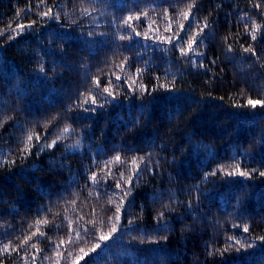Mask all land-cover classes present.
Masks as SVG:
<instances>
[{"label": "trees", "instance_id": "obj_1", "mask_svg": "<svg viewBox=\"0 0 264 264\" xmlns=\"http://www.w3.org/2000/svg\"><path fill=\"white\" fill-rule=\"evenodd\" d=\"M249 99L264 0H0V264H264Z\"/></svg>", "mask_w": 264, "mask_h": 264}, {"label": "snow or ice", "instance_id": "obj_2", "mask_svg": "<svg viewBox=\"0 0 264 264\" xmlns=\"http://www.w3.org/2000/svg\"><path fill=\"white\" fill-rule=\"evenodd\" d=\"M186 19H187V17H186ZM21 27H22V26H21ZM137 35H139V33H137ZM177 39H179V36L177 37ZM253 39H255V37H253ZM188 47L191 48V47H192V44H189ZM230 50H231V49H230ZM249 50H250V49H246V51H249ZM119 79H120V77L117 76V80H119ZM104 91H105L106 93H108L109 95H111V92H109V90H108L107 88H105ZM113 98H115V97H113ZM93 103L95 104L96 101H93ZM247 104L250 105L252 108H256V106H257L258 104L261 105L262 107H264V102H262V101H260V100H252V99H249V100L247 101ZM65 131H67V129H65ZM29 139H31V137H29ZM116 159H117V160H120V157L117 156ZM253 171H254V172H258L259 176L264 177V171H260V170H256V169H254ZM237 173H238L240 176H242V177H249V178H250L251 175H252V173H250V172L241 171L239 167L236 168V171L233 172L232 175H236ZM212 174L214 175L215 173H212ZM92 179L95 181V180H96V177L93 176ZM119 187H120V185H119V183H118V184H117V188H119ZM126 194H130V189L126 192ZM241 201H242V197H237V203L239 204ZM117 211H119V209H118ZM163 215H164V213H160V216H163ZM117 219H119V217H117ZM129 223H131V221H130ZM115 230H116L115 228L112 229L113 232H114ZM244 231L247 232V231H248V228H245ZM103 239H107V237H103ZM96 247H100V245H97ZM93 251H95V249H93Z\"/></svg>", "mask_w": 264, "mask_h": 264}]
</instances>
